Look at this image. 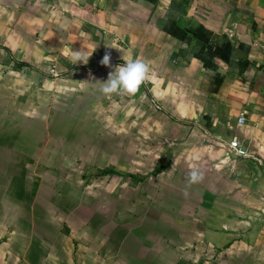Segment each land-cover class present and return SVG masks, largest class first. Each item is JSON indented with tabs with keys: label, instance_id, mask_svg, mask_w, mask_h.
<instances>
[{
	"label": "crops",
	"instance_id": "1",
	"mask_svg": "<svg viewBox=\"0 0 264 264\" xmlns=\"http://www.w3.org/2000/svg\"><path fill=\"white\" fill-rule=\"evenodd\" d=\"M22 1L45 4L47 15L60 18L65 37L56 55L67 66L101 67L106 52L124 64L131 54L152 70L197 71L186 80L204 83L205 93L197 108L183 111L195 123L167 141L162 174L141 186L123 176L128 182L118 189L86 190V199L70 205L67 234L35 238L14 230L1 239L0 264L262 262L253 240L239 235L240 226L254 227L253 215L239 212L264 207V198L255 202L264 190V0ZM79 49L90 54L87 64L71 62L70 50ZM233 138L248 158L232 155ZM194 168L203 179L190 184Z\"/></svg>",
	"mask_w": 264,
	"mask_h": 264
},
{
	"label": "rangeland",
	"instance_id": "2",
	"mask_svg": "<svg viewBox=\"0 0 264 264\" xmlns=\"http://www.w3.org/2000/svg\"><path fill=\"white\" fill-rule=\"evenodd\" d=\"M44 7L0 1V244L14 230L35 238L67 234L70 205L86 199V190L118 189L120 181L128 182L123 176L132 187L144 185L151 174H162L167 141L177 127L195 123L183 111L197 108L205 93L204 83L186 80L197 71L163 68L153 70L135 95H102L99 82L122 64L62 63L56 55L65 37L60 18ZM259 191L257 204L264 198ZM239 213L253 215L254 227L240 226L239 235L249 236L252 250L264 256V207Z\"/></svg>",
	"mask_w": 264,
	"mask_h": 264
},
{
	"label": "clouds",
	"instance_id": "3",
	"mask_svg": "<svg viewBox=\"0 0 264 264\" xmlns=\"http://www.w3.org/2000/svg\"><path fill=\"white\" fill-rule=\"evenodd\" d=\"M90 54L79 50H70V59L73 64L81 62L88 63ZM111 54L106 52L100 63L104 66H110ZM153 75V70L149 62L143 58H134L131 54L122 65H117L114 71L108 73L104 82H99L98 91L106 96L112 95H135L140 86ZM203 179V174L195 168L188 174L190 184L198 183Z\"/></svg>",
	"mask_w": 264,
	"mask_h": 264
},
{
	"label": "built area",
	"instance_id": "4",
	"mask_svg": "<svg viewBox=\"0 0 264 264\" xmlns=\"http://www.w3.org/2000/svg\"><path fill=\"white\" fill-rule=\"evenodd\" d=\"M242 122L243 119L238 118V123ZM228 145L232 155H234L236 158H248V154L246 150L241 146V142L238 138H233Z\"/></svg>",
	"mask_w": 264,
	"mask_h": 264
},
{
	"label": "trees",
	"instance_id": "5",
	"mask_svg": "<svg viewBox=\"0 0 264 264\" xmlns=\"http://www.w3.org/2000/svg\"><path fill=\"white\" fill-rule=\"evenodd\" d=\"M117 63L119 64V63H122V62H117Z\"/></svg>",
	"mask_w": 264,
	"mask_h": 264
}]
</instances>
